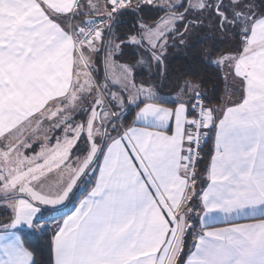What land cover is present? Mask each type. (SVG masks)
Returning <instances> with one entry per match:
<instances>
[{
    "label": "snow or ice",
    "instance_id": "snow-or-ice-1",
    "mask_svg": "<svg viewBox=\"0 0 264 264\" xmlns=\"http://www.w3.org/2000/svg\"><path fill=\"white\" fill-rule=\"evenodd\" d=\"M0 264H264V0H0Z\"/></svg>",
    "mask_w": 264,
    "mask_h": 264
},
{
    "label": "trees",
    "instance_id": "trees-1",
    "mask_svg": "<svg viewBox=\"0 0 264 264\" xmlns=\"http://www.w3.org/2000/svg\"><path fill=\"white\" fill-rule=\"evenodd\" d=\"M151 15L155 16L157 14L153 12L151 13ZM145 19H147V15L145 16ZM130 26L131 22L126 17L121 24L120 31L125 32ZM208 31H210V29ZM202 36L203 33H198L196 36L192 37L189 40L186 47L173 49L170 51L168 60V75L170 76V79L166 82L168 84V87L165 89L166 93L172 92V89L174 87L173 81L184 76H188L190 78L199 76L201 79L208 81V90L213 89L215 87V84L219 83L216 76L213 74L214 70L210 67H207L206 64L202 63L199 59V57L204 52L211 50V46L215 42V38L201 40ZM125 59H127V57H125ZM77 194L78 192H76L71 201L67 202L58 210L45 211V219L51 220L55 218H62L72 212L74 209L73 203L77 199ZM33 243L37 244L41 248V251L43 253L41 259L46 258L47 249L45 246V242L42 240H33Z\"/></svg>",
    "mask_w": 264,
    "mask_h": 264
},
{
    "label": "crops",
    "instance_id": "crops-1",
    "mask_svg": "<svg viewBox=\"0 0 264 264\" xmlns=\"http://www.w3.org/2000/svg\"><path fill=\"white\" fill-rule=\"evenodd\" d=\"M173 95H175V94H173ZM156 187H157L158 191L156 192L155 195H156L157 200L160 202L161 206L164 204L165 201H167L169 196L176 197V195H177V189L173 186V184L170 181L165 180L163 183H161L160 181H157ZM146 191H147V189L145 188V192ZM84 195H86V193H85L84 189L81 188L80 191H78L77 199L73 203L74 209L68 215H71L74 212L75 208L78 205L79 199H82L84 197ZM63 206H60V207H63ZM65 217H62V218H65ZM58 219H61V218H55V219H51V220H47V221H48V223L51 224V223H54L55 220H58ZM218 223H220L222 226V222H218Z\"/></svg>",
    "mask_w": 264,
    "mask_h": 264
}]
</instances>
